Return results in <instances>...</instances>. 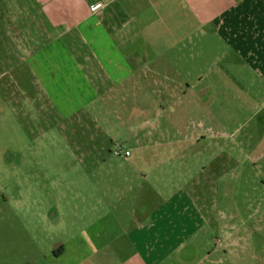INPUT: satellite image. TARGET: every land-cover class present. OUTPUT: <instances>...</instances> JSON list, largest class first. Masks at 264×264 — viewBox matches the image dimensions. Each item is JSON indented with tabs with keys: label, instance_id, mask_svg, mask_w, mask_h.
Masks as SVG:
<instances>
[{
	"label": "rangeland",
	"instance_id": "1",
	"mask_svg": "<svg viewBox=\"0 0 264 264\" xmlns=\"http://www.w3.org/2000/svg\"><path fill=\"white\" fill-rule=\"evenodd\" d=\"M13 9L11 0H0V237H25L23 225L30 224V212L41 208L51 215L52 240L70 238L82 229L89 232L95 222L108 217L115 222L111 233L119 234L116 243L130 234L152 242L138 248L149 264H264V184L251 182L250 165L244 174L236 170L232 132L242 126L247 114L243 105L249 104L236 100L234 89L241 87L234 82L243 72L236 75L228 69L229 57L212 64L208 72L190 68L185 61V70L168 71L185 85L201 82L178 106L171 125L161 119L181 138L206 130L189 139L194 151L167 164L150 160L148 151L140 158L137 151L130 163L112 153L117 142L108 133L127 134L130 126L158 127L155 108L161 103L148 101L151 112H146V121H138L134 111L126 109L135 103L120 102L117 86L89 106L97 108L89 119L81 94L74 91L67 97L59 86L44 85L43 70H36L31 54L28 68L23 51L28 21L19 14L11 20ZM203 88L212 94L200 101L196 95L205 93ZM154 134L148 131L144 141L134 136L142 144H158ZM170 135L157 134L168 146ZM219 143L226 150H219ZM246 146L243 152L249 159L248 142ZM167 153L170 156L172 150ZM134 206L146 213L147 227L159 225L161 237L151 238L149 229H132Z\"/></svg>",
	"mask_w": 264,
	"mask_h": 264
},
{
	"label": "crops",
	"instance_id": "2",
	"mask_svg": "<svg viewBox=\"0 0 264 264\" xmlns=\"http://www.w3.org/2000/svg\"><path fill=\"white\" fill-rule=\"evenodd\" d=\"M97 2H102V6L92 8ZM11 3L14 7L9 15L11 20L19 14L28 21L23 51L29 69L30 54L35 57L33 63L42 66L36 64V70H43L44 85L59 86L57 90L67 97L77 91L83 96L85 107L99 100L100 94L115 92L118 86L119 101L135 103L126 109L134 111L138 121L144 118L143 122L148 117L146 112H151L148 101L161 103L155 108L159 111L155 114L160 119L158 127L130 126L125 130L127 134L113 130L108 133L113 142H128L126 146L132 155L120 158L130 163L137 151L138 157L143 158L148 151L150 160L163 164L177 162L176 159L188 157L191 149L194 151L195 143L189 139L207 134L206 130L181 138L168 131L161 119H168L170 124L178 106L184 105L190 91L196 92L201 82L185 85L184 80L168 71L185 70L186 65L181 64L185 61L190 68L208 72L212 64L229 57L228 69L235 70L236 75L243 72L238 75L242 78L234 82L241 87L234 89L239 96L236 100L249 104L243 105L247 114L242 126L232 132L236 170L244 174L247 171L244 167L250 165L251 182L264 184V0H11ZM146 39L153 41L146 43ZM211 54L215 55L213 61ZM38 57L42 61H36ZM224 86H229L227 81ZM201 90L206 94L196 96L203 101L209 92ZM223 92L222 87L220 98ZM96 109L88 108L89 119ZM148 131L155 132L158 144L156 141L142 144L134 136L136 133L144 141ZM157 134H171L172 144L168 146ZM247 142L249 159L243 152ZM182 148L185 151L178 152ZM218 149L226 150V145L219 143ZM167 150H172L170 156ZM137 207H133L132 229H149L151 238L161 237L157 232L159 225L150 223L147 227V215ZM56 215L55 212L53 216ZM50 216L44 209H33L30 224L23 225L25 237H0V264H149L148 256L138 248L148 247L152 242H143L136 234H130L116 243L119 234L111 233L114 219L106 217L89 227V232L82 229L70 238L52 240ZM124 249L129 250L124 253Z\"/></svg>",
	"mask_w": 264,
	"mask_h": 264
},
{
	"label": "built area",
	"instance_id": "3",
	"mask_svg": "<svg viewBox=\"0 0 264 264\" xmlns=\"http://www.w3.org/2000/svg\"><path fill=\"white\" fill-rule=\"evenodd\" d=\"M102 6V2H97L92 6L94 9H98ZM112 153L117 157L128 158L132 155V151L124 143H116L112 149Z\"/></svg>",
	"mask_w": 264,
	"mask_h": 264
}]
</instances>
